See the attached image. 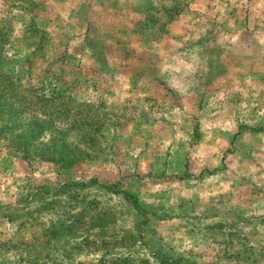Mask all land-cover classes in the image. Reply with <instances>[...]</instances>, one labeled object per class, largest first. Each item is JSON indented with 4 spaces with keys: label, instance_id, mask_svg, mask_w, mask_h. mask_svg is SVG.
Segmentation results:
<instances>
[{
    "label": "rangeland",
    "instance_id": "rangeland-1",
    "mask_svg": "<svg viewBox=\"0 0 264 264\" xmlns=\"http://www.w3.org/2000/svg\"><path fill=\"white\" fill-rule=\"evenodd\" d=\"M143 14V0H0V72L53 96L67 111L52 126L89 154L62 171L0 146V264H264V0H189L153 41L133 31ZM94 178L148 214L88 186L86 231H61L62 185Z\"/></svg>",
    "mask_w": 264,
    "mask_h": 264
},
{
    "label": "trees",
    "instance_id": "trees-1",
    "mask_svg": "<svg viewBox=\"0 0 264 264\" xmlns=\"http://www.w3.org/2000/svg\"><path fill=\"white\" fill-rule=\"evenodd\" d=\"M188 8L189 0H143L144 14L135 22L133 31L144 41L159 39L165 34L167 26ZM38 89L39 87L29 81L24 83L17 71L0 72V146L12 148L28 162L45 160L56 164L62 171L68 170L88 158L89 154L78 147L82 141H77L74 146H71L74 142L68 141L66 132L60 127L52 126L49 119L54 117V113L60 114L58 117L60 118L67 110L60 103L56 104L50 99L53 96L48 97L38 93ZM59 122L61 123V120ZM94 185L114 195L122 194L132 203L138 214L143 216L148 214L139 197L120 188L117 183L102 184L96 178L91 179V184L66 180L60 190L71 192L73 188L75 190L69 195L70 199H64L61 203L59 201L60 215L65 216L70 209L68 219L66 218V222L63 221L65 225L62 224L64 226L61 231L67 229L68 232H73L80 228L86 231V224L80 223L81 213L86 208L81 204L84 200L81 190ZM94 201L95 199H92L89 204V207L94 205L91 207L93 211L96 210ZM73 202H77V211L74 210L72 213L74 207L70 204ZM54 208L55 206L51 207V209ZM55 226L54 224V228ZM43 231L42 234L35 236L37 242L49 235L48 227H45ZM52 235L59 236V234L55 235L54 231ZM158 261L160 264H194L182 261L181 258L168 256H159Z\"/></svg>",
    "mask_w": 264,
    "mask_h": 264
},
{
    "label": "crops",
    "instance_id": "crops-1",
    "mask_svg": "<svg viewBox=\"0 0 264 264\" xmlns=\"http://www.w3.org/2000/svg\"><path fill=\"white\" fill-rule=\"evenodd\" d=\"M263 20H264V19H263ZM263 20H262V19H257V23H258V24H260V23L262 24Z\"/></svg>",
    "mask_w": 264,
    "mask_h": 264
}]
</instances>
